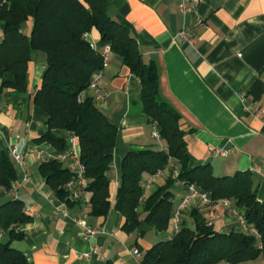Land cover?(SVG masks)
Segmentation results:
<instances>
[{"label": "crops", "instance_id": "obj_1", "mask_svg": "<svg viewBox=\"0 0 264 264\" xmlns=\"http://www.w3.org/2000/svg\"><path fill=\"white\" fill-rule=\"evenodd\" d=\"M185 3L108 0L107 15L129 29L146 63L157 64L161 99L181 117L191 164H210L219 177L250 172L258 200L264 201V0H200L195 14L180 11ZM33 27L34 21H28L24 32L31 35ZM186 28L194 32L193 44L178 35ZM2 39L0 28V42ZM87 40L101 53L107 46L98 31L90 33ZM46 70L45 54L36 52L28 68L26 94L16 97L7 88L0 97V153L18 150L24 142L23 164L13 160L18 188L14 192L0 188V206L17 199L33 213L32 221L23 225V238L14 241L12 247L27 256L28 264H141L143 252L172 233L171 225L166 232L157 233L146 223L127 233L123 230L125 218L114 208L124 156L151 146L167 149L163 139L153 138L152 133L159 128L137 102L141 82L112 51L100 84L106 98L97 104L118 131L116 146L110 150L114 160L108 173L112 206L108 216L95 217L91 205L67 203L56 197L40 172L42 163L53 161L47 156L66 153V149L56 150L47 142H37L49 130L48 115L33 102ZM5 81L13 78L0 71V86ZM251 106L258 111L248 112ZM212 149L229 154L219 156ZM75 152L80 155L78 143ZM61 163L75 171L71 157ZM179 169L172 161L160 175L146 174L143 181L145 187L149 186L147 195L171 174L177 176ZM174 192L177 206L187 192V184L178 182ZM199 204L216 231H242L238 215L244 210L234 203ZM75 219L106 233L85 241L83 228ZM184 221L180 218L179 226ZM94 248L98 251L93 252ZM135 249L140 256L133 254ZM90 252L89 258L82 257Z\"/></svg>", "mask_w": 264, "mask_h": 264}, {"label": "trees", "instance_id": "obj_2", "mask_svg": "<svg viewBox=\"0 0 264 264\" xmlns=\"http://www.w3.org/2000/svg\"><path fill=\"white\" fill-rule=\"evenodd\" d=\"M107 9L108 0H0V71L13 78L0 86V97L7 88L16 97L25 95L33 55L45 54L47 70L33 102L48 115L49 130L37 142L65 150L69 138L77 139L89 180L91 213L108 216L112 206L108 173L114 160L110 150L116 146L118 131L91 97L79 101L93 76L103 69V53L85 37L98 31L101 41L110 45L140 80L142 90L137 102L167 143L166 150L151 146L124 156L114 203L115 210L125 218L123 230L132 233L146 223L157 233L166 232L177 207L176 184L183 182L197 185L215 203L231 201L244 210L241 214L247 224L258 232L257 236L237 230L218 232L201 209L194 208L190 213L193 227L182 222L178 233L143 252L141 264H242L264 257V201L258 200L251 173L219 177L210 164H191L181 117L161 99L157 64L144 61L136 38L122 23L111 19ZM30 20L34 27L27 35L24 27ZM172 161L180 167L178 175L171 174L163 185L145 195L144 176L157 175L171 167ZM40 172L55 196L71 203L67 183L74 174L56 160L42 163ZM17 179L10 152L2 151L0 188L10 191ZM31 221L20 200L0 206V264H28L27 256L12 243L23 238L18 228Z\"/></svg>", "mask_w": 264, "mask_h": 264}, {"label": "built area", "instance_id": "obj_3", "mask_svg": "<svg viewBox=\"0 0 264 264\" xmlns=\"http://www.w3.org/2000/svg\"><path fill=\"white\" fill-rule=\"evenodd\" d=\"M200 4V0H186L185 4H182L180 6V11L183 14H195L196 10L198 8ZM202 23L201 19H197V24L200 25ZM179 37L181 39H183L184 41H186L189 44H193L194 43V32L192 29L186 28L183 29L182 31L179 32ZM86 38L89 37V34L85 35ZM112 52V48L110 45H107L104 49L103 52V59H104V63H103V69L96 73L88 88L86 90H84L80 97H79V101H83L85 100L87 97H91L96 104L101 103L103 100H105L106 95L103 93V90L101 89V80L103 78V72L104 69L107 67L108 62H109V56ZM90 93H92V95H90ZM250 113H256L258 111V107L256 106H251L249 107V109L247 110ZM153 138L155 139H160V133L159 131L155 130L152 133ZM69 142V146L66 148V153H57L56 155H49L47 156V160H53V161H59L62 162L63 160H65L68 157H71L74 160V165H75V171L73 172V177L71 178V180L67 183V189L69 191V198H70V202H84L86 205H90V196L89 193L87 191V188L89 186V180L86 177V167L83 165V163L80 160V155L77 154L75 152V145L78 143L77 139L75 137H71L68 139ZM216 155L219 156H223V157H227L229 152L228 151H224V150H220V149H212ZM10 155L13 158V160L18 163V164H23V158L21 153L18 152V150L13 149L10 151ZM162 172H159L157 175H160ZM155 175V176H157ZM18 188V184L17 182L12 184L11 190L10 192H14L16 191ZM149 186L145 187V195H147V191H148ZM194 199H198L200 200L204 205L206 206H215L218 204H223L226 206H229L232 202L229 200H220L219 202L215 203L211 200L210 196L199 190V188L197 187V185L195 184H188L187 185V192L186 194L183 196L182 201L177 205L175 212H174V216L173 219L171 221V234L174 233H178L180 230V226H179V222H180V217L181 214L183 213V211L187 208V206L189 205V203L194 200ZM25 212L28 215L33 214L32 211L30 209H25ZM238 219L240 221L241 224V228L243 232H248L250 234L253 235H258L257 230L252 227L249 226L245 220V217L243 214H239L238 215ZM78 225H80L83 228V239L85 241H91L92 239H94L97 235L100 234H105V230L104 229H96V228H92L90 226H88L83 220L81 219H75L74 220ZM211 225V224H209ZM18 231L23 232V226L18 228ZM2 234H0V238H2ZM93 252L98 251V248H94L92 250ZM92 252L90 253H86L84 255H82L83 258H89L91 256ZM133 254L136 256H140V252L138 249H135L133 251Z\"/></svg>", "mask_w": 264, "mask_h": 264}, {"label": "rangeland", "instance_id": "obj_4", "mask_svg": "<svg viewBox=\"0 0 264 264\" xmlns=\"http://www.w3.org/2000/svg\"><path fill=\"white\" fill-rule=\"evenodd\" d=\"M199 203L202 204V202H201L200 200H198V199H194V200H192V201L189 203L187 209H185V210L183 211V213L181 214V217H180L181 220H182V221L185 220V221L187 222L188 225L192 226V225H193V222H192V219H191V217H190V213H191L192 209H194V208H200V207H199V206H200ZM205 211H206V210L203 209V213H205ZM222 264H224V263H222ZM242 264H264V257H259V258H257V259L254 260V261L246 262V263H242Z\"/></svg>", "mask_w": 264, "mask_h": 264}, {"label": "water", "instance_id": "obj_5", "mask_svg": "<svg viewBox=\"0 0 264 264\" xmlns=\"http://www.w3.org/2000/svg\"><path fill=\"white\" fill-rule=\"evenodd\" d=\"M24 142L22 141L18 147V152L21 153V150L23 148Z\"/></svg>", "mask_w": 264, "mask_h": 264}]
</instances>
